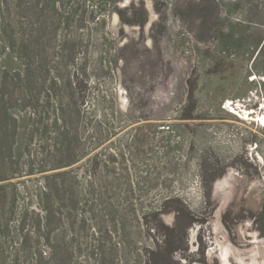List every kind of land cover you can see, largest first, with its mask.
Instances as JSON below:
<instances>
[{
	"label": "rangeland",
	"instance_id": "rangeland-1",
	"mask_svg": "<svg viewBox=\"0 0 264 264\" xmlns=\"http://www.w3.org/2000/svg\"><path fill=\"white\" fill-rule=\"evenodd\" d=\"M50 1L13 0L15 19L23 22L17 30L30 43L35 81L29 87L42 92L44 70L55 58L51 64L61 75L60 114L71 130L83 98L91 105L93 97L107 92L99 107L114 99L122 114L110 121L105 142L113 179L109 187L125 181L129 172L141 187L139 203L144 206L158 204L166 195L180 196L192 221L174 255L178 264H264V237L253 222L264 203V52L254 60L257 51L252 56L247 51L264 35V0H246L243 9L231 13L249 28L246 51L227 58L211 42L197 40L196 22L177 17L190 0H62L64 5L56 3L55 9ZM20 45H15V55ZM6 58L0 44V67L17 66ZM3 82L0 72V90L9 86ZM191 89L198 117L180 119L189 112ZM90 107L85 122L97 112ZM49 109L33 106L21 112L32 117L17 142L24 155L0 139V179L5 178L0 180V218L9 224L0 238V264L16 257L23 264L38 250L52 256L50 264H140L136 253L164 238L163 228L150 227L152 215L148 230L124 215L112 232L106 209L100 217L101 207L90 208V201L80 205L73 223L61 207L59 173L95 151L52 169L61 163L55 149L61 135L55 139L57 133L45 131ZM139 116L149 119L130 122ZM92 127L97 129L94 120L86 133L94 135ZM98 129L105 133L104 126ZM217 166L222 173L211 183ZM85 168L78 170L79 195L86 187ZM45 207L53 208L49 222ZM59 216L63 243L73 248L70 260L64 248L51 252L43 245L47 223L56 228ZM162 221L171 227L174 214H163ZM56 232L51 244L57 243L52 239Z\"/></svg>",
	"mask_w": 264,
	"mask_h": 264
},
{
	"label": "trees",
	"instance_id": "trees-1",
	"mask_svg": "<svg viewBox=\"0 0 264 264\" xmlns=\"http://www.w3.org/2000/svg\"><path fill=\"white\" fill-rule=\"evenodd\" d=\"M61 1L51 0L50 4L55 9L56 3H58L59 7L64 5ZM245 3L246 0H190L184 9L177 13V17L183 21L196 22L200 34L197 36V40L211 42L216 52L227 58L230 55L246 51L244 50V45L248 36V24L241 18H231V13L243 9ZM13 7H16L13 6V0H0V44L3 52L7 55L6 59L16 62L17 65L15 67H0L1 80L9 85L7 89L1 88L0 90V139L9 142V150L15 149L21 155H24L23 151H20L21 146L17 142L20 143L23 140L29 123L27 120L32 117L29 115L26 118V116L21 115V112L33 106L50 108V115L46 118L45 131L57 133L54 137L55 139H58L61 135L60 144L57 145L58 141L55 143V149L61 154V163H57L52 169L70 166L95 151L85 161L81 162L82 164L75 168L63 169L59 173L61 174V207L67 208L69 217L72 219L71 223L75 222L80 205H86L90 201V208L101 207V213H98L100 217L103 216L102 211L106 209V216L113 223L112 232H116L118 223H121V220L127 215L130 220L137 222L138 226L145 225L147 230L150 227L155 229L163 228L162 235L164 238L162 243H156L154 247L143 246L140 252L136 253V258L140 261V264H178L174 259V255L180 248L181 234H185V229L192 221L185 203L179 195L173 194L164 196L158 204L142 205L141 202L139 203L141 187L138 181L134 182L133 178H131L133 174L129 172H126V176L123 177L125 181L117 182L116 185L109 187L113 179H109L111 172L108 169V163L111 159L107 152L108 145L105 142L110 137L108 133L110 121L122 113L117 110L113 98L110 103L108 102L109 104L99 107V103H103L105 95L108 94L105 92L104 95L93 97L94 101L91 102V105L94 108L91 111L97 112L94 113L95 116L92 119L85 122L83 115L88 112L91 105L86 104L83 98L76 110L78 116L76 125L73 130L68 129L66 118H64L63 114H60L63 109L61 102V75L55 72L56 68L51 64L55 58L48 60L47 67L44 70L45 75L42 82L44 89L42 92H34L29 87L35 81L32 62L29 61L31 59L30 43L26 42L17 30L18 27H22L23 22L20 20L16 21ZM43 9H40L41 12ZM17 42L21 44L19 56L13 52ZM252 47V50L250 48L247 51L251 56L257 51L254 58L256 60L264 52V35L259 36L258 39L256 38V42ZM74 89L76 90V88ZM187 104L190 106L189 112L181 114L179 118H197L198 116L193 114L196 109V96L193 89L188 92ZM148 119L146 116H139L130 119V122ZM93 120L97 129L98 127L100 129L101 126L105 127V133L102 134L101 129H98L100 131L98 132L96 127L95 129L92 127V132L96 130L94 135L89 133V124ZM87 131L89 132L86 133ZM1 150L0 146V152ZM81 166L86 167L84 170L86 176L84 177L85 180H83L86 187H84L83 194L79 195V193H75V185L78 182V170ZM73 170H76V173L72 174ZM213 170L214 175L211 178V183L220 177L222 173L218 166L214 167ZM66 182L72 185V189L69 187L65 188L64 183ZM209 188H211V185ZM55 189L59 190L60 188L56 185ZM43 210H45L47 222H49L48 218L52 214L53 208L45 207ZM169 213L174 214V223L171 227L165 226L162 221V215ZM149 215H152L155 221L150 227L147 225ZM253 222L264 237V203L260 210L254 214ZM56 224L57 226L54 228L50 223H47V241L43 245L49 248L51 252L56 247L61 248V250L64 248L68 252L67 258L70 260L73 255V248L72 246L66 247L63 243V232H59L63 224L62 217H57ZM55 229L57 232L52 239L57 241V243L51 244V233ZM94 229L97 231L96 227ZM5 230L9 231L8 221L6 219L3 222L0 218V238H2V233ZM100 231L99 229L98 232ZM44 251L30 252L26 262H23V264H50L52 256L46 257L43 255ZM10 264H19L18 257L13 258Z\"/></svg>",
	"mask_w": 264,
	"mask_h": 264
}]
</instances>
